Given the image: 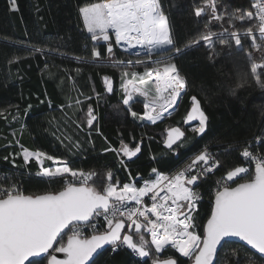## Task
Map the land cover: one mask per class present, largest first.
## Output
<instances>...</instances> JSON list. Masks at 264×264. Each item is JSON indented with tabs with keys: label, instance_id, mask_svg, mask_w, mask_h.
Here are the masks:
<instances>
[{
	"label": "trees",
	"instance_id": "1",
	"mask_svg": "<svg viewBox=\"0 0 264 264\" xmlns=\"http://www.w3.org/2000/svg\"><path fill=\"white\" fill-rule=\"evenodd\" d=\"M95 2L98 0H17L18 10L13 11L10 0H0V135L10 128V112L19 109L22 122L13 125L23 127L22 145L57 157L75 170L95 173L89 183L101 192L109 171L112 183L123 184L133 178L138 185L141 179L152 177V169L173 172L202 147L209 146L220 166L201 176L194 187L199 195L193 213L198 225L194 230L202 233L216 184L228 170L250 166L241 155L243 149L249 147L253 153L264 155V88L255 83L251 74L253 62L264 64V48H252L251 37L245 35L249 29L255 32V17L244 22L238 19L253 11L251 0H212L222 20L211 19L212 9L207 7L206 0H159L168 17L175 47L183 49L169 62L186 78V87L174 111L156 121L142 118L145 100L139 93L128 90L130 102L123 103L125 92L119 82L126 65L143 72L152 64L145 62L147 57L157 61L168 53L132 54L116 44L113 34L109 41L113 51L109 53V42L93 41L79 14L81 6ZM197 7L204 8L201 17L195 15ZM225 30L229 35L214 39L211 47L204 43L186 47L209 31L219 34ZM234 31L241 37L243 50H238L230 37ZM256 37V43L261 44L257 34ZM221 39L227 44L222 45ZM32 47L41 51L33 53ZM94 48L101 53L99 57L92 56ZM134 60L144 62L129 63ZM258 73L264 79V68L258 69ZM104 75L114 80L110 94L106 92ZM242 77H246V82ZM70 94L73 95L69 97ZM192 97L198 99L207 115L206 130L198 135L194 131L197 125L184 127L185 135L176 151L166 149L165 129L183 126ZM77 100L81 101V109L76 113V123L62 125L63 105ZM89 106L96 116L91 127L87 124ZM63 127L71 141L56 135ZM122 142L130 148L141 142L137 157L126 161L123 153L118 152ZM17 150L15 141L0 140V185L16 184L25 194L55 191L63 186L64 181L59 178L53 181L39 176L37 161L33 158L25 163L21 155H16ZM250 175L251 171L235 182ZM126 231L138 239L134 229L126 226ZM142 234L149 243L148 257H140L120 244L115 250L110 246L103 249L89 264H152L167 257L175 258L177 264L190 262L192 257H184L172 247L156 253L146 232ZM67 236L65 231L54 248L64 243ZM47 257H34L25 264H46ZM237 258L239 264H264V258L236 241L223 243L214 264H236Z\"/></svg>",
	"mask_w": 264,
	"mask_h": 264
},
{
	"label": "snow or ice",
	"instance_id": "2",
	"mask_svg": "<svg viewBox=\"0 0 264 264\" xmlns=\"http://www.w3.org/2000/svg\"><path fill=\"white\" fill-rule=\"evenodd\" d=\"M11 9L18 10L17 0H10ZM207 7L212 9L211 19L222 20L217 14V8L212 0H206ZM256 8V17L259 20V36L264 40V0L253 4ZM203 7L195 9V15L201 17ZM79 14L92 40L103 39L110 41L114 34L116 44L124 42L129 47L140 45L146 47L149 53L153 51H165V55L157 63L163 64V71L158 68H148L146 75L138 79L139 85H146L153 78L157 87L155 95L149 101V91L136 87V91L144 97L143 117L150 121H156L169 109L177 104L182 90L186 87V78L180 76L177 66L169 61L176 55L182 54L183 49L175 47L171 34L168 17L162 10L159 0H98L79 8ZM241 22L254 19V14L249 11L240 15ZM111 30V33L109 32ZM229 35L213 33L201 35L186 47L199 46L201 43L211 47L214 39ZM245 35L251 37V47L260 49L264 45L256 43V34L249 29ZM235 40L238 50H243L240 35L237 32L230 33ZM221 44L227 41L221 39ZM229 47H231L229 45ZM174 49V51H173ZM31 52H40V49L32 47ZM107 51L111 53L113 46L109 42ZM101 53L95 48L93 57H99ZM251 59V53H247ZM264 68V64H251V74L255 83L264 88V79H261L258 69ZM127 76L128 73L123 74ZM135 78L136 73L132 74ZM246 82V77L241 78ZM107 91L112 92V85L108 77L104 78ZM128 83L122 84L125 92L123 103L128 105ZM239 86H243L242 84ZM167 93V95H163ZM192 109L187 120L198 117L199 126L194 129L196 133H204L206 130L207 116L201 110L196 97H192ZM163 100V103L159 101ZM77 104L81 101L77 100ZM136 116V112H132ZM87 124L93 126L96 116L91 106L88 108ZM15 119V117H14ZM79 127V125H77ZM184 133L179 128H171L168 131L166 144L169 148L181 141ZM125 157L132 158L140 151L139 146L131 149L127 144L121 143L118 150ZM242 157L254 164V171L244 166H236L226 173L225 183L218 184L214 192L211 206V214L203 224L202 233L194 230L198 225L193 211L199 199L194 191L196 182L201 175H205L220 166L218 160L207 150L195 156L189 167L203 164L199 174L189 175L187 169L178 171L174 176H164L152 169L155 179L145 180L143 186L136 187L130 183H124L122 187L111 182V172L108 173V182L103 191H98L91 186L95 173H84L69 167L57 157L46 154L43 151H31L22 147V156L25 163L35 159L40 165L38 173L48 180H63V186L59 190L44 191L40 194H25L16 184L0 185V264H25L27 257L35 253H45L54 247V242L62 237L66 230L71 229L66 243L55 247L56 252L64 253V259H57L55 255L49 260V264H86L94 253L102 249L104 245L113 246L115 250L120 244L126 245L140 257L150 255L149 243L142 234L146 231L151 236V245H154L156 253H160L165 245H171L184 257H194V264H214V256L218 245L229 237H237L256 250L264 258V155H255L245 147ZM7 159V158H6ZM52 161L54 167H43V161ZM123 163V161H121ZM251 175L243 182L235 180L243 175ZM71 177L68 180L67 177ZM230 182V183H229ZM235 186H232V184ZM151 195V205L143 203L144 197ZM128 201H134L137 207L123 210ZM155 217L151 219L149 217ZM103 216L107 223L104 232L95 233L90 237L81 238L80 226L91 224L94 217ZM118 217H126L128 223ZM143 217L146 223L137 218ZM134 228L138 239L133 235L123 232L122 229ZM95 232L96 225H92ZM153 264H177L168 258L154 260ZM239 264V258L236 260Z\"/></svg>",
	"mask_w": 264,
	"mask_h": 264
},
{
	"label": "rangeland",
	"instance_id": "3",
	"mask_svg": "<svg viewBox=\"0 0 264 264\" xmlns=\"http://www.w3.org/2000/svg\"><path fill=\"white\" fill-rule=\"evenodd\" d=\"M113 38L115 40V37H114V34H113ZM118 45V44H117ZM121 49H124V50H128L129 52H131L132 54H141V53H147V54H151L153 52H156V51H153L151 53H149L148 49L146 47L144 48H140V49H136V47L131 46V47H128V44H125L124 42H121V44L118 45ZM162 57L160 58H157L158 60L157 61H160ZM156 59H153V57H147L145 62H152L151 64V67H148V68H158L160 71H163V64L161 63H157V61H155ZM141 62H144V60H134V61H131L129 63H141ZM126 65V67L122 70L121 72V78H120V82H119V87L123 90L122 88V84L126 83V82H132L134 83L135 86L132 87V89L134 91H136V87H140L142 90H148L149 91V96H154L155 95V89H156V82H155V79L152 78V80H150L148 82V84L146 85H139L138 84V79L139 77H143L145 80H148V77L146 75V71L147 69H145V71L143 72H139L137 71L136 68H131ZM127 72L128 75L127 76H124L123 74ZM133 73H136L137 76L134 78L133 77ZM155 75V73H154ZM129 84L128 83V90H130V92H133L131 90V88H129ZM72 89V88H71ZM133 93H138L137 91L136 92H133ZM133 93H131V97L133 95ZM73 94H70L68 95L69 97H71ZM125 95V93H124ZM145 100V99H144ZM81 109V103L77 104L76 102H69L68 104H64L63 107H62V110L64 111L63 114L61 115V122L63 123L62 125L64 124H69L71 122H73L72 126H74V124L76 123V113ZM10 119H8V125L10 126V128L7 130L6 134H2L0 135V140L2 139H5L7 141V143H10L12 141H15L17 143V146H18V150L16 152V155H21L22 156V147H25L27 148L26 146L22 145L21 141H20V136H21V133H22V130H23V127L22 125L20 126H16V125H13V122H18V123H21L22 120H19L22 118V114L20 112L19 109H15L14 111L10 112ZM15 117V119H14ZM54 122V121H53ZM56 123H59L58 121ZM60 124V123H59ZM55 126V125H54ZM64 128L66 127H63V128H59V132L56 133V135L58 136V138H64L65 140H68V141H71V136L64 132ZM64 136V137H63ZM121 148V147H120ZM119 148V149H120ZM118 149V150H119ZM33 151V150H32ZM119 152V151H118ZM21 153V154H20ZM120 154L122 152H119ZM63 161V160H61ZM47 162H50L51 164L48 165ZM64 162V161H63ZM38 163V162H37ZM39 164V163H38ZM67 164V163H66ZM40 166V170H41V165L39 164ZM55 165H53L52 161H47V160H44L43 161V167H54ZM152 177L154 178V174L152 175ZM226 177V176H225ZM224 177V178H225ZM151 178V177H150ZM226 180L223 179L222 181H220V183H225ZM125 183H130V184H133L135 186H137L134 182L132 181H129V182H125ZM230 183V182H229ZM114 184H117L118 187H122L123 184H120L118 182H114ZM140 185V183L138 184V186ZM134 229V228H133ZM191 230H194V229H191ZM195 231V230H194ZM127 232V231H126ZM129 234H131L130 232H128ZM132 235V234H131ZM169 247H172L171 245H167ZM173 248V247H172Z\"/></svg>",
	"mask_w": 264,
	"mask_h": 264
},
{
	"label": "built area",
	"instance_id": "4",
	"mask_svg": "<svg viewBox=\"0 0 264 264\" xmlns=\"http://www.w3.org/2000/svg\"><path fill=\"white\" fill-rule=\"evenodd\" d=\"M257 2H260V0H251V7H252V12H253V14H254V17H256V14H257V9L256 8H254L253 7V4H255V3H257ZM256 19V21H257V28H256V30H255V34H257L258 36H259V20L257 19V18H255ZM259 38H260V36H259ZM260 40H261V44L262 45H264V40H262L261 38H260ZM264 48V47H263ZM162 72V71H161ZM153 78L155 79V75L153 74ZM156 82V81H155ZM156 86H157V84H156ZM185 89V88H184ZM184 89L182 90V92L184 91ZM163 95H167V93H164ZM149 99V98H148ZM150 101V100H149ZM160 103H163V100H160L159 101ZM175 107H176V105H174V107L172 108V109H169L166 113H162V115H161V117H163V116H165V115H168V114H170L171 112H173L174 111V109H175ZM146 119V118H145ZM147 120V119H146ZM205 150H207L208 152H210L212 155H213V158H214V160H217L216 159V157H215V155H214V153H213V151L210 149V147L209 146H204V147H202L198 152H196L194 155H192L188 160H186L184 163H182L176 170H174L173 172H161V171H158L157 170V173H159V174H162V175H164V176H174L178 171H180V170H185V169H187V173L189 174V175H192V174H199L200 173V171H201V169L203 168V164L201 163V164H198V166H196V167H189V165L191 164V162L195 159V156L196 155H198L200 152H202V151H205ZM253 154H255V155H260V154H256V153H253ZM245 159V158H244ZM245 160H247V159H245ZM248 162H249V164H250V166H247V168H250V170H252V171H254V164L253 163H251V161L250 160H247ZM246 167V166H245ZM215 169H213V171H214ZM212 171V172H213ZM212 172H210V173H212ZM207 174H209V173H207ZM207 174H205V175H207ZM201 176H203V175H201ZM200 176V177H201ZM156 178V176H155V174H154V178L153 177H151V178H145V179H142L141 181H140V186H143V184H144V182H145V180H149V179H155ZM200 179V178H199ZM218 184H220V182L218 183ZM218 184H216V188L218 187ZM139 186V187H140ZM197 193V192H196ZM151 195L152 194H149L148 196H146V197H144V199H143V203L145 204V205H151V203H152V200H151ZM197 195H198V193H197ZM198 197H199V195H198ZM199 200V199H198ZM197 203H198V201H197ZM197 203H196V208H197ZM135 207H137V205L135 204V202L134 201H128V202H126L125 203V205H124V208H123V210H128V209H131V208H135ZM195 208V209H196ZM195 211V210H194ZM194 211H193V213H194ZM192 213V214H193ZM149 217L151 218V219H155V217H151V214L149 213ZM118 218H120V219H123L126 223H128V221H127V219H126V217H118ZM140 222H143V223H146V221L144 220V218L143 217H138L137 218ZM92 225H96V228H95V232L93 231V227H92ZM100 226H105L104 227V229L106 228V226H107V223H106V221L104 220V218H103V216H99V217H94L93 219H92V222H91V224H87V223H85V224H83V225H81L80 226V235H81V237H86V236H89V235H91V234H95V233H98L99 232V229L100 228H102V227H100ZM68 235H70L71 234V229L69 228L68 230ZM146 232V231H145ZM146 234L148 235V237H149V239H150V241H151V236H150V234L149 233H147L146 232ZM154 246V245H153ZM167 245H165V247H166ZM164 247V248H165ZM112 248H113V246H112Z\"/></svg>",
	"mask_w": 264,
	"mask_h": 264
},
{
	"label": "water",
	"instance_id": "5",
	"mask_svg": "<svg viewBox=\"0 0 264 264\" xmlns=\"http://www.w3.org/2000/svg\"><path fill=\"white\" fill-rule=\"evenodd\" d=\"M106 76L104 75L103 76V80H104V78H105ZM109 80H110V82H111V85H112V89H113V84H114V80L112 79V78H109ZM106 86V85H105ZM133 86H135L134 85V83H130L129 84V88H131V90L133 91V92H136V91H134L133 89H132V87ZM106 92L108 93V94H110L108 91H107V86H106ZM129 92H130V90H129ZM198 100V99H197ZM199 102V101H198ZM192 101H191V104H190V106H189V108H188V110H187V112H186V114H185V116H184V118H183V121H182V125L183 126H180V125H174V126H171V127H169V128H166L165 129V136H164V139H163V146L166 148V149H170V150H172V151H176V146H177V144L179 143V142H177V144L176 145H174L173 147H171V148H169L168 146H167V144H166V140H167V136H168V131H169V129H171V128H179L183 133H184V135H185V129H184V127H189V126H193V125H197V127L199 126V119H198V117L197 118H195V119H193V120H191V121H188L187 120V116H188V113H189V111L192 109ZM199 106H200V108H201V110L202 111H204L203 110V108H202V106H201V104H200V102H199ZM204 113H205V111H204ZM206 114V113H205ZM207 116V115H206ZM208 119V118H207ZM206 127H207V122H206ZM198 135H200V134H202V133H197ZM184 137V136H183ZM182 137V138H183ZM137 146H139V148H141V142H139L138 144H137ZM137 146H135L134 148H131V149H135ZM140 152V151H139ZM139 152H137L136 153V155L134 156V157H132V158H128V157H125V160H127V161H130V160H132V159H134L135 157H137V155L139 154ZM240 182H243V180L242 181H239V182H237V183H240ZM198 183V181L196 182V184ZM196 186V185H195ZM232 186H235V184H233ZM40 194V193H39ZM214 198V197H213ZM213 202V201H212ZM211 214V210H210V213H209V215ZM208 215V216H209ZM208 218V217H207ZM207 218H206V220H207ZM123 220V219H122ZM206 220H205V222H206ZM204 222V223H205ZM125 225H126V222H125ZM125 228H126V226H125ZM125 228L124 229H122V233L124 232V230H125ZM67 231V230H66ZM91 235H93V234H91ZM91 235H89V236H86V237H90ZM68 237V236H67ZM81 238H85V237H81ZM66 241H67V238H66V240H65V242L64 243H66ZM225 241H236V242H239V243H242V244H244L245 246H247L248 248H250L253 252H255V253H257L258 255H260L261 256V254H259L258 252H256V250H254V249H252L251 248V246H249V245H247L245 242H243V241H240L239 240V238H237V237H229V238H226L225 239ZM225 241H223L222 242V245H223V243L225 242ZM55 243L56 242H54V245H55ZM222 245H218V249H217V253H218V251H219V249L221 248V246ZM109 246H111V245H104L103 247H102V249H99L98 251H97V253H94L93 254V256L89 259V261L88 262H86V264H89L103 249H105V248H107V247H109ZM59 247V246H58ZM217 253H216V255L214 256V262H215V259H216V256H217ZM44 255H48V257H47V262H46V264H49V260L51 259V257L53 256V255H55L56 256V258L57 259H64L65 258V254L64 253H60V252H56L55 251V248L53 247V248H51V249H49L47 252H45V253H35V254H33V255H31V256H29V257H27V259L25 260V263L28 261V260H30L31 258H34V257H39V256H44ZM168 258H172V259H174L175 260V258H173V257H167V258H159V260H165V259H168ZM176 261V260H175ZM153 264V263H152ZM188 264H194V257H192L191 258V260H190V262L188 263Z\"/></svg>",
	"mask_w": 264,
	"mask_h": 264
},
{
	"label": "clouds",
	"instance_id": "6",
	"mask_svg": "<svg viewBox=\"0 0 264 264\" xmlns=\"http://www.w3.org/2000/svg\"><path fill=\"white\" fill-rule=\"evenodd\" d=\"M152 98L153 97H151V96H149V100L151 101L152 100ZM179 99V98H178ZM145 179V178H144ZM142 180V179H141ZM107 229V226H106V228L103 230V231H101V232H104L105 230ZM98 233H100V232H98ZM149 238V237H148ZM150 240V239H149ZM151 242V241H150ZM111 248H112V246H110ZM154 247V246H153ZM166 247H169V246H166ZM165 247V248H166ZM154 249H155V247H154Z\"/></svg>",
	"mask_w": 264,
	"mask_h": 264
},
{
	"label": "bare ground",
	"instance_id": "7",
	"mask_svg": "<svg viewBox=\"0 0 264 264\" xmlns=\"http://www.w3.org/2000/svg\"><path fill=\"white\" fill-rule=\"evenodd\" d=\"M128 47H129V45H128ZM134 47H136V49L144 48V47H142L140 45H134Z\"/></svg>",
	"mask_w": 264,
	"mask_h": 264
},
{
	"label": "crops",
	"instance_id": "8",
	"mask_svg": "<svg viewBox=\"0 0 264 264\" xmlns=\"http://www.w3.org/2000/svg\"><path fill=\"white\" fill-rule=\"evenodd\" d=\"M29 150H31L32 151V149H30V148H28ZM33 151H36V150H33ZM21 154V153H20ZM23 157V156H22ZM60 160V159H59ZM48 163V165H50L51 163L50 162H47ZM136 187H139L138 185L136 186Z\"/></svg>",
	"mask_w": 264,
	"mask_h": 264
},
{
	"label": "flooded vegetation",
	"instance_id": "9",
	"mask_svg": "<svg viewBox=\"0 0 264 264\" xmlns=\"http://www.w3.org/2000/svg\"><path fill=\"white\" fill-rule=\"evenodd\" d=\"M122 161H123V159H122ZM127 161V160H126ZM138 178V177H137ZM130 181H132V182H134V179L133 178H131L130 179ZM141 181V180H140ZM135 183V182H134ZM137 185V184H136ZM140 186V185H139ZM126 225H127V223H126Z\"/></svg>",
	"mask_w": 264,
	"mask_h": 264
}]
</instances>
